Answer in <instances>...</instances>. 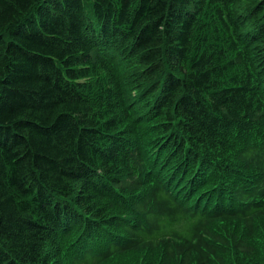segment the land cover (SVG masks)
Wrapping results in <instances>:
<instances>
[{
    "label": "trees",
    "instance_id": "trees-1",
    "mask_svg": "<svg viewBox=\"0 0 264 264\" xmlns=\"http://www.w3.org/2000/svg\"><path fill=\"white\" fill-rule=\"evenodd\" d=\"M261 234L264 0H0V264H264Z\"/></svg>",
    "mask_w": 264,
    "mask_h": 264
},
{
    "label": "rangeland",
    "instance_id": "rangeland-1",
    "mask_svg": "<svg viewBox=\"0 0 264 264\" xmlns=\"http://www.w3.org/2000/svg\"><path fill=\"white\" fill-rule=\"evenodd\" d=\"M137 111H140V110H137ZM141 112L142 114L144 113L147 114V111L145 109H143ZM156 140L155 139L151 140V138H148L146 140V142H151L150 144H152V147L146 148L144 150L145 156L149 162L148 171L145 174L146 179L150 176V174L153 173V178L158 177L159 180H163L169 187H171V189H174V193L179 189L176 195H181V198H183L184 193H185V188L189 186V183L187 184V180H184L182 177H180L179 179H177V177L169 178V176L174 171V168L176 167V163L170 160H169L170 163L169 162L163 163L164 160H160L158 156L159 154H157L159 148L161 149L163 153L162 157L166 158L168 154H166L163 151L165 147L163 146L164 145L163 141H161L162 139L160 141H156ZM152 142H155L156 144L154 145V143ZM229 182L227 183L226 190H223V192H221L219 196L221 208L222 207H225V208L233 207V199L231 196L232 189L230 188L231 183ZM217 185H219V182ZM215 191H217V188L211 189L209 191L205 189L200 192H196V191L193 192L194 194H192V197H193L192 204L197 203V202H201L203 204L205 200L210 195H212V193H214ZM222 227H224V224L222 225ZM229 229L233 231L235 228L230 227ZM217 230H221V228H217ZM238 233L239 235L244 234V232L241 229L238 230ZM254 245H256L257 248L262 249L264 251V235L261 234V238L259 242L254 243ZM162 254H163V248L155 252L144 251L140 253H130L126 257L119 258V259L118 258L113 259L111 264H158ZM233 256L235 257L236 255L233 254Z\"/></svg>",
    "mask_w": 264,
    "mask_h": 264
},
{
    "label": "bare ground",
    "instance_id": "bare-ground-1",
    "mask_svg": "<svg viewBox=\"0 0 264 264\" xmlns=\"http://www.w3.org/2000/svg\"><path fill=\"white\" fill-rule=\"evenodd\" d=\"M263 10V9H262ZM148 83H150V82H148ZM148 88V87H147ZM144 91V90H143ZM50 192H51V190H50ZM233 192V191H232ZM53 193V192H52ZM78 194V193H77ZM74 195H75V193H74ZM74 201V200H73ZM71 202V201H70ZM73 205V204H72ZM78 209V208H77ZM69 210V209H68ZM38 244V243H37ZM40 246V245H39ZM24 253V252H23ZM26 258V257H25ZM31 262V261H30ZM23 263V262H22ZM25 263V262H24Z\"/></svg>",
    "mask_w": 264,
    "mask_h": 264
}]
</instances>
